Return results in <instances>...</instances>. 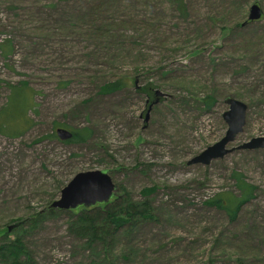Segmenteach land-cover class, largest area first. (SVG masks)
I'll return each mask as SVG.
<instances>
[{"label": "rangeland", "instance_id": "obj_1", "mask_svg": "<svg viewBox=\"0 0 264 264\" xmlns=\"http://www.w3.org/2000/svg\"><path fill=\"white\" fill-rule=\"evenodd\" d=\"M13 1L37 9L29 26H53L54 17L48 13L49 0H0V48L6 40L16 45L12 55L0 50V121L11 134L31 120L18 137L0 134V229L22 224L46 207L80 171H108L136 203L145 199L143 188L156 190L148 196L151 217H137L117 229L108 245L97 240L87 246L72 234L68 225L75 218L73 210H56L29 232L25 223V231L14 229L8 238L20 234L35 264H264V149L234 150L208 165L186 164L223 136L227 125L221 114L230 96L247 104V114L242 133L227 147L264 135V0H247L245 16L235 11L232 17L245 22L250 5L258 4L263 19L225 42L217 29L198 20L202 37L176 56L163 55L157 45L145 51V64L164 61L165 67L175 61L167 80L146 68L135 74L131 65L101 71V76L86 73L74 58L84 43L55 40L50 47L46 31H25L17 21L10 24L21 12L13 10ZM185 2L194 16L202 5L207 6L202 14L216 8L214 0ZM161 6L167 9L169 3L162 0ZM164 26L169 33L170 25ZM198 45H204L201 55L186 54ZM130 61L140 68L144 64ZM126 78L132 85L97 96L103 83ZM181 78L188 80L185 91ZM21 82L27 83V92L16 89ZM147 83L160 86L155 90L161 93L160 102L151 104L154 95L148 102L137 91ZM193 89L214 94L217 103L211 111L181 98ZM57 127H87L92 134L85 142H66L54 136ZM234 172L256 189L232 219L207 201L220 197L227 202L229 193L240 194ZM96 206L87 212L103 210Z\"/></svg>", "mask_w": 264, "mask_h": 264}, {"label": "trees", "instance_id": "obj_2", "mask_svg": "<svg viewBox=\"0 0 264 264\" xmlns=\"http://www.w3.org/2000/svg\"><path fill=\"white\" fill-rule=\"evenodd\" d=\"M166 1L169 3L167 9L161 6L162 0H49L46 6L48 13L54 16L53 26H50L47 22L43 28L27 24L33 13L37 11L36 8L30 10L26 7L21 8L18 6L21 1H13L12 4L15 6L13 10L21 12L20 14H14L13 21L10 24L17 21L25 31L35 33L46 31L51 36L50 47L54 46L55 40L64 42L74 39L77 44L84 43V46L77 50L81 54L74 58L81 62L80 65L83 66L86 73H90L94 77L103 75L104 71L120 70L119 67L121 66L131 65L135 74H139L137 71L140 69L146 68L150 72L160 73L163 77L161 80H167L170 79V75L173 73L170 67L175 61H171L170 65L165 67L162 66L164 61H156L154 65L147 63V65L144 62L146 58L143 56L145 51L151 52L152 47L157 45L162 49L163 55L176 56L180 51L182 52L183 47L188 45L191 40L202 37L198 20L212 26V29H217L223 42L242 31L249 23H252L247 19L248 14L245 22H239V19L232 17L236 12L242 13L241 17L245 16L244 5H246L247 0H214L215 10L209 9L202 14V11L207 7L202 5L196 16H194V12L190 11L185 0ZM203 2H208V0H203ZM165 23L170 25L169 33L164 26ZM243 23H245L244 27H242ZM62 37H67V39ZM33 41L35 43V40ZM12 43L6 40L0 48L1 53L12 55L16 46ZM204 45L195 46L186 54L191 57L201 55L205 50ZM209 53L210 50L208 49L206 55ZM131 58L140 60L139 63H144L143 66L140 68L138 63L130 61ZM168 67L170 70H166ZM101 71H103V74ZM144 74L140 73V75ZM133 80H137V77ZM186 81H188L187 78H181L179 82L184 91V86L187 85ZM130 84L129 78L106 82L99 86L96 94L97 96H111ZM19 85L22 87L16 88L17 90L27 92V89H25L27 83L21 82ZM159 87V85L147 83L137 91L144 94L148 102L154 95L152 104L155 101L160 102L162 100V98L160 99L155 95V90ZM189 88L192 89L193 86ZM189 93V95L186 94L187 98L181 94L180 96L183 100L196 103L203 111H211L217 103V99L212 92L203 95L193 89ZM30 121L25 120L23 130L11 134L3 131L4 124L0 121V134L10 138L18 137L29 128ZM70 131H72V137L66 142H85L92 134V131L87 127ZM54 136H57L56 133H54ZM231 176L235 179L240 194L237 196L229 193L227 202L221 200L220 197L211 198L207 202L226 210L229 216L234 219L240 207L253 197L256 186L247 183L241 173L234 172ZM155 190L156 186L143 188L141 194L145 199L136 203L122 185H116V191L121 193H115L109 202L98 205V207L103 208L102 211L97 210L89 213L83 207L73 210L75 218L69 222L68 230L79 239H85L87 246L97 240L108 245V241L113 240V235L117 229L125 224L131 225L137 217H151L148 196ZM44 208L37 210L22 224H17L18 221L12 224L14 226L11 230L7 229L8 226L0 229V264H35L28 247L23 242L22 236L17 234L12 239L8 238V233L14 229L18 232L25 231V223L27 224V231H32L53 217L57 210H45Z\"/></svg>", "mask_w": 264, "mask_h": 264}, {"label": "water", "instance_id": "obj_3", "mask_svg": "<svg viewBox=\"0 0 264 264\" xmlns=\"http://www.w3.org/2000/svg\"><path fill=\"white\" fill-rule=\"evenodd\" d=\"M261 17L262 10L259 5H250L248 21L256 22ZM155 95L161 97V93L158 91L155 92ZM224 104L227 109L221 114V118L225 121L227 128L223 136L191 157L186 162L187 165H208L212 160L221 159L234 150L264 149V136L252 137L231 148L227 147L243 131L246 123L247 106L244 102L232 97L226 98ZM145 120H148V117ZM55 133L61 141H66L72 137V132L64 127H57ZM115 192L116 184L108 171L102 169L80 171L61 188L59 196L44 209L76 210L82 207H94L109 202L114 197ZM13 226L10 225L7 229L11 230Z\"/></svg>", "mask_w": 264, "mask_h": 264}, {"label": "bare ground", "instance_id": "obj_4", "mask_svg": "<svg viewBox=\"0 0 264 264\" xmlns=\"http://www.w3.org/2000/svg\"><path fill=\"white\" fill-rule=\"evenodd\" d=\"M246 105V104H245ZM247 106V105H246Z\"/></svg>", "mask_w": 264, "mask_h": 264}]
</instances>
